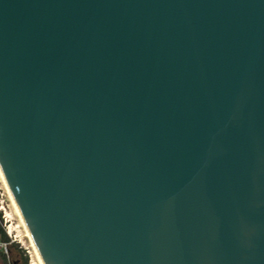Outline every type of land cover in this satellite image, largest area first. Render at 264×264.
<instances>
[{
	"label": "water",
	"instance_id": "95a60500",
	"mask_svg": "<svg viewBox=\"0 0 264 264\" xmlns=\"http://www.w3.org/2000/svg\"><path fill=\"white\" fill-rule=\"evenodd\" d=\"M0 168L44 264H264V0H0Z\"/></svg>",
	"mask_w": 264,
	"mask_h": 264
},
{
	"label": "rangeland",
	"instance_id": "374dc122",
	"mask_svg": "<svg viewBox=\"0 0 264 264\" xmlns=\"http://www.w3.org/2000/svg\"><path fill=\"white\" fill-rule=\"evenodd\" d=\"M0 226L9 237L7 241L0 238V264H40L24 225L10 200L1 174Z\"/></svg>",
	"mask_w": 264,
	"mask_h": 264
},
{
	"label": "bare ground",
	"instance_id": "6f19581e",
	"mask_svg": "<svg viewBox=\"0 0 264 264\" xmlns=\"http://www.w3.org/2000/svg\"><path fill=\"white\" fill-rule=\"evenodd\" d=\"M0 174H1L2 179H3V181H4V184H5L6 190H7V192H8V195H9V197H10V200H11L13 206H14V209L16 210V213L18 214V216H19V218H20V221H21L22 224L24 225V228H25V230H26V234L28 235V237H29V239H30V241H31V243H32V245H33V247H34V250H35V253H36V255H37V258L39 259L40 264H44L43 261H42V258H41V256H40V254H39V252H38V250H37V248H36V245L34 244V241H33V239H32V236L30 235V232H29V230H28V228H27V226H26V223H25V221H24V219H23V216H22V214L20 213V210L18 209V206H17V204H16V202H15L13 196H12V193H11L9 187H8V184H7L6 179H5V177H4L3 173H2L1 168H0Z\"/></svg>",
	"mask_w": 264,
	"mask_h": 264
},
{
	"label": "trees",
	"instance_id": "16d2710c",
	"mask_svg": "<svg viewBox=\"0 0 264 264\" xmlns=\"http://www.w3.org/2000/svg\"><path fill=\"white\" fill-rule=\"evenodd\" d=\"M0 238L4 241H7L9 240V237L5 231V229H3L1 226H0Z\"/></svg>",
	"mask_w": 264,
	"mask_h": 264
}]
</instances>
